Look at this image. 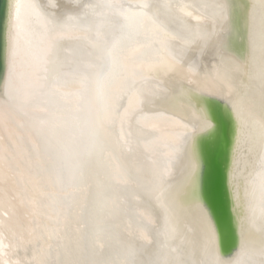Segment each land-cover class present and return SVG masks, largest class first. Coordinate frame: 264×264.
Listing matches in <instances>:
<instances>
[{
  "label": "bare ground",
  "instance_id": "bare-ground-1",
  "mask_svg": "<svg viewBox=\"0 0 264 264\" xmlns=\"http://www.w3.org/2000/svg\"><path fill=\"white\" fill-rule=\"evenodd\" d=\"M3 2L0 264H264V0ZM207 97L230 256L199 197Z\"/></svg>",
  "mask_w": 264,
  "mask_h": 264
},
{
  "label": "water",
  "instance_id": "water-1",
  "mask_svg": "<svg viewBox=\"0 0 264 264\" xmlns=\"http://www.w3.org/2000/svg\"><path fill=\"white\" fill-rule=\"evenodd\" d=\"M2 6V7H1ZM4 2L0 0V17L3 13ZM2 77V67L0 63V79ZM204 104L209 114L210 119L213 121V126L208 131L205 138L199 140L198 150L201 155V147L204 144L209 153V167L207 176V188L204 193L203 179L205 173V163L201 157V170L199 180V197L200 200L207 210L210 218L215 226L217 233L218 249L221 255L230 256L237 246V236L232 226L230 217V210L226 198V190L224 185L223 167L225 165L226 151L229 146L228 135L230 133V123L225 115L223 105L219 100L211 98H204ZM216 135V136H215ZM215 136V139H214ZM214 139V140H213ZM213 140V141H212ZM212 144V147H210ZM217 177V183L213 184L210 181L212 176L213 180ZM214 176V177H213ZM216 182V180H215ZM218 184V186L216 185ZM215 190L218 192L220 203L223 212V219H214V211L216 207L214 204V193ZM207 192V197H206Z\"/></svg>",
  "mask_w": 264,
  "mask_h": 264
}]
</instances>
